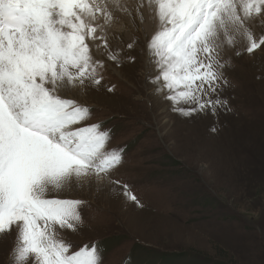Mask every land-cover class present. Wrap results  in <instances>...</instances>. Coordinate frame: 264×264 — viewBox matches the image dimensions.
<instances>
[{
	"label": "snow or ice",
	"instance_id": "1",
	"mask_svg": "<svg viewBox=\"0 0 264 264\" xmlns=\"http://www.w3.org/2000/svg\"><path fill=\"white\" fill-rule=\"evenodd\" d=\"M145 7L159 23L148 43L156 91L181 115L231 111L221 97L229 83L224 50L243 43L252 54L264 46V34L257 38L252 28L264 24V0H138L141 23ZM116 11L131 15L121 0H0V236L16 233L13 264H100L95 245L72 252L60 236L82 223L84 202L50 192L94 179L143 206L111 179L122 149L108 150L109 132L84 125L90 109L62 94L100 85L103 61L92 43L101 41L120 63L107 42Z\"/></svg>",
	"mask_w": 264,
	"mask_h": 264
},
{
	"label": "rangeland",
	"instance_id": "2",
	"mask_svg": "<svg viewBox=\"0 0 264 264\" xmlns=\"http://www.w3.org/2000/svg\"><path fill=\"white\" fill-rule=\"evenodd\" d=\"M121 3L131 15L116 11L107 27L120 63L107 58L101 41L92 43L103 61L101 83L73 98L90 109L84 125L109 132L107 149H122L111 179L143 206L120 186L94 179L50 192L84 202L82 223L59 230L61 238L72 252L95 245L100 264H264V46L252 54L243 43L225 48L229 83L221 97L231 111L181 115L152 82L148 43L158 20L145 7L141 23L138 0ZM252 28L257 38L264 34V24ZM15 241V231L0 236V264H13Z\"/></svg>",
	"mask_w": 264,
	"mask_h": 264
},
{
	"label": "bare ground",
	"instance_id": "3",
	"mask_svg": "<svg viewBox=\"0 0 264 264\" xmlns=\"http://www.w3.org/2000/svg\"><path fill=\"white\" fill-rule=\"evenodd\" d=\"M152 19V18H151ZM149 23V22H148ZM152 25V24H151ZM153 26V25H152ZM153 28V27H152ZM152 31V30H151ZM114 35H116L114 32H112L111 29L107 28V39L113 37ZM95 57V55H93ZM149 60V59H148ZM106 61V60H105ZM109 63V62H108ZM86 89V88H84ZM84 89H77V90H73L71 92H67V93H62L63 95H65L67 98H73L74 94H78L79 91L83 92ZM73 92V93H72ZM79 95V94H78ZM78 97V96H77ZM74 99V98H73Z\"/></svg>",
	"mask_w": 264,
	"mask_h": 264
}]
</instances>
